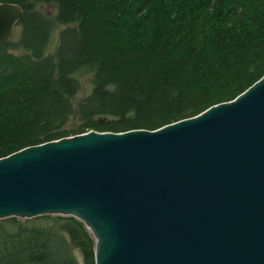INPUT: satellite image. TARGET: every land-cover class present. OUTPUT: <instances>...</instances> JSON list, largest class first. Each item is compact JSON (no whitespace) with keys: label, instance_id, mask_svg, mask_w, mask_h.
Listing matches in <instances>:
<instances>
[{"label":"trees","instance_id":"obj_1","mask_svg":"<svg viewBox=\"0 0 264 264\" xmlns=\"http://www.w3.org/2000/svg\"><path fill=\"white\" fill-rule=\"evenodd\" d=\"M5 2L22 14L0 42V157L89 130H153L264 74V0ZM0 264H95L94 239L73 216L3 218Z\"/></svg>","mask_w":264,"mask_h":264},{"label":"water","instance_id":"obj_2","mask_svg":"<svg viewBox=\"0 0 264 264\" xmlns=\"http://www.w3.org/2000/svg\"><path fill=\"white\" fill-rule=\"evenodd\" d=\"M22 14L0 3V42ZM73 216L95 264H264V74L159 128L84 133L0 157V219Z\"/></svg>","mask_w":264,"mask_h":264},{"label":"rangeland","instance_id":"obj_3","mask_svg":"<svg viewBox=\"0 0 264 264\" xmlns=\"http://www.w3.org/2000/svg\"><path fill=\"white\" fill-rule=\"evenodd\" d=\"M45 8L48 9L49 11L51 10V6ZM55 40L56 38H54V41L51 43V47H50L51 49L54 48Z\"/></svg>","mask_w":264,"mask_h":264}]
</instances>
